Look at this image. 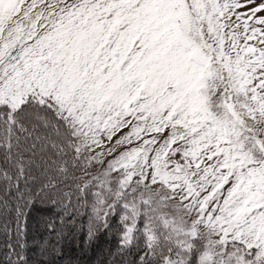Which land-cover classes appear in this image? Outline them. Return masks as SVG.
<instances>
[{
  "label": "snow or ice",
  "instance_id": "snow-or-ice-1",
  "mask_svg": "<svg viewBox=\"0 0 264 264\" xmlns=\"http://www.w3.org/2000/svg\"><path fill=\"white\" fill-rule=\"evenodd\" d=\"M261 13L0 0V264L77 233L116 237L108 264H264Z\"/></svg>",
  "mask_w": 264,
  "mask_h": 264
},
{
  "label": "trees",
  "instance_id": "trees-1",
  "mask_svg": "<svg viewBox=\"0 0 264 264\" xmlns=\"http://www.w3.org/2000/svg\"><path fill=\"white\" fill-rule=\"evenodd\" d=\"M39 213L34 214L30 222V239L39 241L46 235L42 226L37 222ZM32 225V226H31ZM84 236L82 233H77L75 239H69L65 244V254L58 264H108L111 259L110 253L115 252L117 239L111 235L101 236L98 242L91 247H86L83 243ZM31 257L37 260V248L33 247ZM118 264V262H117Z\"/></svg>",
  "mask_w": 264,
  "mask_h": 264
},
{
  "label": "rangeland",
  "instance_id": "rangeland-1",
  "mask_svg": "<svg viewBox=\"0 0 264 264\" xmlns=\"http://www.w3.org/2000/svg\"><path fill=\"white\" fill-rule=\"evenodd\" d=\"M260 2V0H257V3H259ZM254 6V5H253ZM261 15H264V13H261ZM32 226V225H31ZM37 253H38V250H37Z\"/></svg>",
  "mask_w": 264,
  "mask_h": 264
}]
</instances>
